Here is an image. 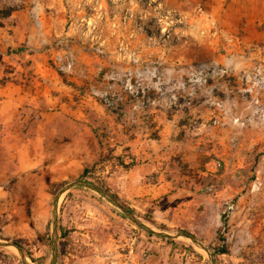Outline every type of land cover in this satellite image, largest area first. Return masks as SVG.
I'll list each match as a JSON object with an SVG mask.
<instances>
[{"label":"rangeland","instance_id":"rangeland-1","mask_svg":"<svg viewBox=\"0 0 264 264\" xmlns=\"http://www.w3.org/2000/svg\"><path fill=\"white\" fill-rule=\"evenodd\" d=\"M77 180L264 264V0H0V242L50 264ZM58 222L57 264H211L83 187Z\"/></svg>","mask_w":264,"mask_h":264},{"label":"water","instance_id":"water-1","mask_svg":"<svg viewBox=\"0 0 264 264\" xmlns=\"http://www.w3.org/2000/svg\"><path fill=\"white\" fill-rule=\"evenodd\" d=\"M79 187H83L86 189H89L91 191H94L96 193H98L99 195H101L102 197H104L110 204H112L116 209H118L126 218H128L129 220H131L132 222H134L135 224H137L138 226H140L141 228H143L145 231L154 234L156 236L159 237H163V238H167V239H177L180 237H183L185 239H187L189 242H191L193 245H195L196 247L203 249L204 251H206L209 254L210 260H211V264H216L215 261V257L213 252L211 251L210 248L202 245L201 243H199L198 241H196L194 238H192L191 236L187 235V234H170L167 232H157L154 229L148 227L146 224H144L137 216H135L129 209H127L124 205H122L120 202H118L117 200H115L109 193H107L103 188L97 186L96 184L89 182V181H84V180H77L72 182L71 184L65 186L62 191L59 193L55 205H54V211H53V238H52V249H53V254H52V259L50 264H57L58 261V241H59V225H58V210H59V205H60V200L61 197L66 193L69 192L70 190L74 189V188H79ZM0 246L1 247H15L24 264H29L27 262V258L25 256V253L23 251V249L14 243H3L0 242Z\"/></svg>","mask_w":264,"mask_h":264},{"label":"trees","instance_id":"trees-1","mask_svg":"<svg viewBox=\"0 0 264 264\" xmlns=\"http://www.w3.org/2000/svg\"><path fill=\"white\" fill-rule=\"evenodd\" d=\"M62 232V230H61V228L59 227V233H61ZM61 240H62V237H60L59 238V248H60V253H61V251H62V247H61ZM167 241H169L170 243H172L173 241H171V240H167ZM214 252H215V254H226L227 253V251L226 250H224V249H222V250H220L219 252H216L215 250H214Z\"/></svg>","mask_w":264,"mask_h":264},{"label":"built area","instance_id":"built-area-1","mask_svg":"<svg viewBox=\"0 0 264 264\" xmlns=\"http://www.w3.org/2000/svg\"><path fill=\"white\" fill-rule=\"evenodd\" d=\"M241 125H242V126H244V125H245V123H241Z\"/></svg>","mask_w":264,"mask_h":264}]
</instances>
